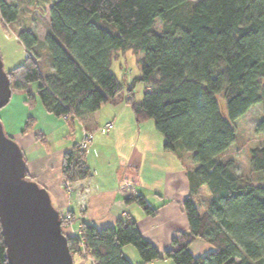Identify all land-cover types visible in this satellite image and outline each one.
I'll list each match as a JSON object with an SVG mask.
<instances>
[{
	"label": "trees",
	"instance_id": "1",
	"mask_svg": "<svg viewBox=\"0 0 264 264\" xmlns=\"http://www.w3.org/2000/svg\"><path fill=\"white\" fill-rule=\"evenodd\" d=\"M18 1L0 0L3 23L19 19ZM48 13L43 40L32 28L17 31L25 57L6 71L12 93L23 91L28 106L40 102L48 113L69 125L77 118L90 131L92 114L125 91L136 121L152 119L164 148L181 160L189 153L194 164L182 202L189 227L167 250L160 252L128 215L115 226L83 220L79 235L62 229L73 260L78 255L91 264H133L122 251L131 244L138 264L161 258L264 264V137L250 150L255 179L239 175L233 159L218 158L235 141L234 122L257 103L262 117L256 130L264 135V0H52ZM129 50L140 73L126 84L111 66ZM139 82L144 91L136 101ZM26 124H33L31 117ZM84 150L75 144L64 153L67 183L91 176ZM26 177L33 178L27 171ZM119 190L126 204L156 213L133 183L124 181ZM59 218L63 228L68 218ZM196 239L211 248L193 254L189 246ZM0 264H9L1 227Z\"/></svg>",
	"mask_w": 264,
	"mask_h": 264
},
{
	"label": "crops",
	"instance_id": "2",
	"mask_svg": "<svg viewBox=\"0 0 264 264\" xmlns=\"http://www.w3.org/2000/svg\"><path fill=\"white\" fill-rule=\"evenodd\" d=\"M18 21L13 22L16 34L25 26L24 22ZM32 29L43 40L45 33L41 36L34 26ZM138 69L140 71L139 66ZM122 78L128 84L132 77L128 80L124 73ZM35 86H30L33 92ZM125 98L124 91L114 103L101 105L91 116L90 131L77 118L69 125L62 117L48 113L40 102L28 106L34 126L28 141L21 147L26 171L39 186L45 188L59 215L68 218L62 228L66 234L79 235L83 220L97 227L115 226L120 218L129 215L136 220L141 234L163 252L170 247L172 238L189 227L182 202L189 193L187 169L194 164L189 153L181 160L175 153L166 150L164 138L156 130L153 120L136 121ZM108 122H112L113 126L102 131ZM61 127L64 130L68 127V132L62 131L65 135L58 136L61 139L54 146L46 136ZM76 131L79 139L74 137ZM86 132L92 133V138L87 143L83 159L92 174L66 187L62 176L63 155L80 143ZM124 181L133 183L147 203L157 209L154 215L145 214L135 203H125L119 190ZM210 248V244L201 239L194 240L189 246L193 254L204 253ZM122 251L133 264L141 262L131 244L123 245ZM168 263L167 258L149 262ZM77 264L91 263L90 259H86Z\"/></svg>",
	"mask_w": 264,
	"mask_h": 264
},
{
	"label": "water",
	"instance_id": "3",
	"mask_svg": "<svg viewBox=\"0 0 264 264\" xmlns=\"http://www.w3.org/2000/svg\"><path fill=\"white\" fill-rule=\"evenodd\" d=\"M11 93L0 57V109ZM59 217L45 188L26 177L22 150L0 123V227L9 264H75Z\"/></svg>",
	"mask_w": 264,
	"mask_h": 264
},
{
	"label": "rangeland",
	"instance_id": "4",
	"mask_svg": "<svg viewBox=\"0 0 264 264\" xmlns=\"http://www.w3.org/2000/svg\"><path fill=\"white\" fill-rule=\"evenodd\" d=\"M51 1L52 0H19L18 7L20 16L18 23L24 22L25 26L23 27L28 28L34 26L38 34L43 36L49 22L48 9ZM159 24L160 22L158 21L157 29L159 28ZM14 27L15 23L6 24L0 20V57L5 72L11 67L21 63L25 57V48L18 40ZM111 69L118 78H122V74L125 73L128 80L140 73L137 57L130 50L124 53L119 52L117 57L113 60ZM134 91L136 94V101H141L144 84L141 82L137 83ZM25 97L24 92L14 91L9 102L0 109V123L4 134L11 138L20 148L28 141L29 135L32 133L31 129L34 126V124L31 126H27L26 124L28 117L30 116L28 114V104L24 101ZM261 117V103L253 105L244 115L239 117L234 122V127L236 129L235 141L225 152L218 156L221 160L227 158L233 159L236 166V172L239 175L252 177L254 179V175H251L250 173L249 158L250 150L259 145L264 137L261 132L256 130V124ZM62 120L66 121L64 118H62ZM40 127H42V125ZM66 128L67 129L64 130V127H61L55 132L51 131L50 135L46 136L47 140L54 146L57 145L58 140L61 139L58 138V136L61 137L63 133L62 131L66 132L67 130L68 132V127ZM23 129H25V131H23ZM74 137L79 139L78 131H76ZM42 146L44 147V145ZM63 184L68 187L70 183H67L63 179ZM86 259L87 258H82L78 255L74 256V262H76V264L78 262L81 263ZM168 262V264H174L171 259H168Z\"/></svg>",
	"mask_w": 264,
	"mask_h": 264
},
{
	"label": "built area",
	"instance_id": "5",
	"mask_svg": "<svg viewBox=\"0 0 264 264\" xmlns=\"http://www.w3.org/2000/svg\"><path fill=\"white\" fill-rule=\"evenodd\" d=\"M113 126L112 122H108L105 124V126L101 129L102 131H106L110 129ZM92 138V133L86 132L85 136L81 140L80 143H78V148L79 149H85L87 146L88 141Z\"/></svg>",
	"mask_w": 264,
	"mask_h": 264
}]
</instances>
